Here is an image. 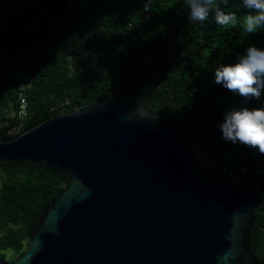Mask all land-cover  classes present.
I'll use <instances>...</instances> for the list:
<instances>
[{"label":"trees","instance_id":"trees-1","mask_svg":"<svg viewBox=\"0 0 264 264\" xmlns=\"http://www.w3.org/2000/svg\"><path fill=\"white\" fill-rule=\"evenodd\" d=\"M0 0V139L11 141L62 112L91 104L141 106L180 121L205 172L250 188L257 213L245 245L264 264V155L221 137L224 113L246 102L214 82L249 46L264 49V26L243 28L254 10L242 0H216L238 23L221 26L214 13L189 20L185 0ZM22 89H24L22 91ZM24 92L27 116H15ZM0 263L27 247L43 211L69 183L37 163L0 161ZM228 173H234L229 177Z\"/></svg>","mask_w":264,"mask_h":264},{"label":"water","instance_id":"water-1","mask_svg":"<svg viewBox=\"0 0 264 264\" xmlns=\"http://www.w3.org/2000/svg\"><path fill=\"white\" fill-rule=\"evenodd\" d=\"M0 161L69 178L24 252L0 264H260L245 245L253 191L207 174L185 125L145 104L62 112L0 139Z\"/></svg>","mask_w":264,"mask_h":264},{"label":"clouds","instance_id":"clouds-1","mask_svg":"<svg viewBox=\"0 0 264 264\" xmlns=\"http://www.w3.org/2000/svg\"><path fill=\"white\" fill-rule=\"evenodd\" d=\"M151 0L145 4L149 10ZM228 0H224L227 5ZM189 9V20L206 21L214 13L218 25H235L238 17L235 12H225L216 0H185ZM245 8L254 10L243 17V28L248 33H255L264 26V0H242ZM214 82L246 102L260 100L264 94V49L249 46L234 64H221L214 71ZM221 137L233 144L239 143L255 149L264 155V108L241 107L224 113L219 125ZM228 259L225 254L220 258Z\"/></svg>","mask_w":264,"mask_h":264},{"label":"built area","instance_id":"built-area-1","mask_svg":"<svg viewBox=\"0 0 264 264\" xmlns=\"http://www.w3.org/2000/svg\"><path fill=\"white\" fill-rule=\"evenodd\" d=\"M24 89H22L23 91ZM19 106H18V109H17V112L15 113V116L18 118V119H23L27 116V101L25 99V94L24 92H20L19 93ZM234 173H228V176L231 177L233 176Z\"/></svg>","mask_w":264,"mask_h":264},{"label":"rangeland","instance_id":"rangeland-1","mask_svg":"<svg viewBox=\"0 0 264 264\" xmlns=\"http://www.w3.org/2000/svg\"><path fill=\"white\" fill-rule=\"evenodd\" d=\"M1 181H2V174H1V172H0V185H1ZM5 254H6V256H7V258L8 259H13V260H15L17 257L15 256V253L13 252V251H11V250H8V251H6V252H4Z\"/></svg>","mask_w":264,"mask_h":264}]
</instances>
